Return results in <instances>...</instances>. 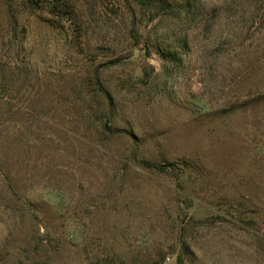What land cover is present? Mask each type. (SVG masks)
Returning a JSON list of instances; mask_svg holds the SVG:
<instances>
[{"label":"rangeland","instance_id":"374dc122","mask_svg":"<svg viewBox=\"0 0 264 264\" xmlns=\"http://www.w3.org/2000/svg\"><path fill=\"white\" fill-rule=\"evenodd\" d=\"M0 264H264V0H0Z\"/></svg>","mask_w":264,"mask_h":264}]
</instances>
